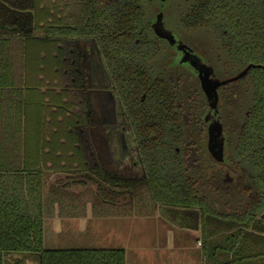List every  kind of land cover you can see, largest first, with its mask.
Listing matches in <instances>:
<instances>
[{
  "label": "trees",
  "instance_id": "16d2710c",
  "mask_svg": "<svg viewBox=\"0 0 264 264\" xmlns=\"http://www.w3.org/2000/svg\"><path fill=\"white\" fill-rule=\"evenodd\" d=\"M158 2L0 0V73L31 72L30 44L42 42L37 50L45 53L34 72L67 77L69 59L79 67L78 44L94 47L93 69L108 70L138 137L145 178L132 205L139 212H198L205 264H264V68L247 75L253 96L234 141L229 135L232 122L227 124L219 115L228 143L225 162L217 171L206 140L191 138L204 125L206 97L199 85L194 91L187 89L174 52L152 29L157 14L166 25L169 15L179 12L186 31L212 36L226 57L225 65L240 72L250 65L264 67V0H165L166 7L151 9ZM55 83V89L63 90L68 82ZM221 90L220 101L225 96ZM23 115L15 113L8 127H0V264H12L8 258L15 253L40 254L42 264H127L124 249L45 248L47 210L62 198L54 191L57 185H50L51 175L86 172L102 178L104 173L95 165L99 159L88 151L95 144L85 123L82 130L71 124L72 130L61 129L75 144L66 141L58 148L77 152L78 160H23V153L43 156L59 150L27 146ZM81 120L79 113L77 122ZM60 163L65 166L55 165ZM224 167L241 183L225 181L229 174L223 173Z\"/></svg>",
  "mask_w": 264,
  "mask_h": 264
},
{
  "label": "rangeland",
  "instance_id": "374dc122",
  "mask_svg": "<svg viewBox=\"0 0 264 264\" xmlns=\"http://www.w3.org/2000/svg\"><path fill=\"white\" fill-rule=\"evenodd\" d=\"M174 4V6L178 5L177 3ZM161 5L166 7L165 0H160L159 4L154 3L151 9ZM166 25L184 44L191 46L203 55L207 54L205 57L215 65L218 81L224 82L233 79L241 73L238 68L228 64L225 65V56L222 55L221 50H218L211 35L186 31L180 24L179 12L169 15L166 19ZM32 45L36 46L35 43H32ZM30 47H32L31 44ZM28 61L31 72L36 70L39 64V54L37 58V55L33 53L28 57ZM182 71L187 73L185 68H182ZM88 77L94 95H101L98 105H105L104 108L106 107L108 111H114L118 105L117 100L115 99L116 102L113 100L108 101L107 92L102 91L111 84L108 70L104 66L103 70L100 69V66H96L93 70H89ZM248 83V78L245 77L227 84L224 89L221 88V93L225 96L219 103V111L227 124H229L228 121L232 122L229 133L231 136L230 141H234L237 136L246 110L250 106L253 90ZM55 86V81L45 80L43 82L45 92L47 90L52 92L51 89H55ZM197 88V81L189 75L187 89L194 91ZM115 124L117 125V123L104 122L106 129L103 128L102 131H106L107 135L102 134L106 138L104 139L101 136V144L106 146L107 141L111 139L122 150L123 144L120 143L123 136L116 132L118 126ZM66 130H68V127ZM113 156L108 153L102 157L107 164H114L115 161L118 162V159ZM48 168H50L49 165ZM122 172L123 175L126 174L124 173L125 170ZM142 176L143 173L140 177ZM82 180L81 177H76L67 181L69 186L66 187L65 191L70 199L72 198L74 206L70 202H65L61 203L60 209H57L54 204H51L48 208L44 230L46 249H124L127 257L129 255L134 257L137 250H149L157 245H163L164 248L170 247L167 246L169 244L173 248L182 246L187 248V246L193 247L195 245L197 250H201V244L198 240L201 237V232H198L194 223L188 221V217L182 216V221L176 218L167 221L163 214L164 211L161 210L162 208L139 212L135 208L136 205H132L133 202L128 196H115L114 193H119V190L108 186L103 187L98 181L88 180V178H85L84 181L87 184L84 185L81 183ZM180 234L186 235L182 236ZM196 253L199 252L196 251ZM17 258H20L19 264H28L26 258L21 257L20 254L11 255V260L15 261Z\"/></svg>",
  "mask_w": 264,
  "mask_h": 264
},
{
  "label": "crops",
  "instance_id": "0c3cea01",
  "mask_svg": "<svg viewBox=\"0 0 264 264\" xmlns=\"http://www.w3.org/2000/svg\"><path fill=\"white\" fill-rule=\"evenodd\" d=\"M5 11H9L8 6H6ZM17 12L19 13L21 10H17ZM20 14L26 15V12L23 13L22 11ZM20 26L24 28V24ZM29 31L32 33L33 27L30 28ZM32 43H35L36 46H33ZM32 43V50L29 52L28 57L35 53L38 58L39 54V62H41V57L45 52L42 51V53H40L41 51L37 49L38 46H42V42ZM56 45L59 46L58 43ZM83 53L85 55L84 50ZM92 59L93 58H91V60ZM91 60H89V68L93 70V63ZM70 79L71 76L63 77V75L60 76L56 73L50 77L48 74L39 71L0 73V127H8V123L12 121V117L15 113L18 114L19 112H23L24 140H27V146L28 143L30 145L34 144L35 147L42 145V151H44V148L47 146L48 149L53 147L59 149L57 151L51 149L50 152L43 153V156H40L38 152L37 154H29L28 152L27 155L23 153V160L26 158L30 160L34 157H37V160L47 159L55 162H72L78 160L77 152H68V150L63 151V148L58 147L61 146V144L65 145L66 141H71V143L75 144V140L64 136L66 133L63 135V132H61V129H67V127L68 130H72L68 124L74 125L75 129L82 130V128H78L77 122L82 94L58 89H51L52 92L48 90L45 92L43 87V82L45 80L69 82ZM58 86L59 84H56V87ZM89 86V96L92 99L94 92L93 88ZM54 103L57 104V107L53 106ZM72 107L75 110H73ZM5 138L8 139V142L11 141L8 132L5 133ZM95 141V146L100 151V155H102L103 144H101L99 137H97ZM83 143L85 145V140ZM49 145L52 147L49 148ZM4 159L10 160V157L5 155ZM65 164L67 165V163ZM55 165L60 168L65 166L62 163ZM84 176V172L78 174L59 172L51 175L50 185H57L54 191L62 196L60 200H55L57 209H60L61 203L70 202L73 205L72 198L70 199L68 193L65 191L66 187L69 186L67 181H69L70 178L81 177L83 179L81 183L86 185L87 182L84 181ZM180 235L185 236L186 234ZM167 246L170 247L164 248L163 245H157L155 248H150L149 250H137L134 257H131L129 254L127 257L126 254V262L127 264H205L202 253L200 250L196 249L195 245H193V247L187 246V248L185 246L173 248L171 244ZM196 251L199 253H196ZM12 264H19V262Z\"/></svg>",
  "mask_w": 264,
  "mask_h": 264
},
{
  "label": "flooded vegetation",
  "instance_id": "af4514ba",
  "mask_svg": "<svg viewBox=\"0 0 264 264\" xmlns=\"http://www.w3.org/2000/svg\"><path fill=\"white\" fill-rule=\"evenodd\" d=\"M159 15L162 16L161 14H157V16H159ZM165 27H166V25H165ZM166 29H168L170 31V28L166 27ZM172 33H174V32L172 31ZM164 41L168 44L169 48L172 49V51L174 52L175 62H176V57H177L176 50L171 46V44L168 41H166V40H164ZM59 44L61 45L62 43L59 42ZM82 46H83V48L81 46H79V44H78V47H77L78 48V54H79V58H78L79 59V67H78V65H76L77 62L75 59H69V62L67 63V66H69V70L71 69V71H72V72L71 71L69 72L71 79L69 80L67 85H64L65 88H63L64 91L66 90V91H70L71 93H81L82 94V100L80 101L81 107L79 109V113H81V115H82V120L78 122V127L79 128L83 127L84 123L88 125V129H90V135H91V138H92L94 144L96 142L95 140L97 139V137H99V140H100L101 136L104 139L106 138V137H104V135H107L106 131H102L103 128L106 129V126L104 125L105 121H106V123H109V124L117 123V125L115 124L116 126H118V129L116 130V132L120 133L121 136H123V138H121L122 141L120 143V144H123L122 150L119 148V145L117 146L115 141H111V139L108 140L106 143V146L108 148L105 145H103L102 155H100V151L96 148V146L94 147L95 149L88 150V151H91L92 153H94L95 156L99 159L100 164L96 163L95 165L102 168L104 176L102 177L103 178L102 179L101 177H97V176L92 175L90 173L84 172L85 173L84 178H88V180H92V179L96 180L100 184H102L103 187L108 186V187H111L112 189H117V190H119V193H114L115 196L116 195H120V196L126 195V196H128V198L131 199V201L133 203H135L136 201H134V194H135V192L142 190L143 183L141 181H143V179L145 178V168H144V165L142 163L141 156H140V149H139L138 139H137L138 137L136 136L135 131L133 130L131 121L128 117V114H127V111L125 108V105H124L122 99L120 98L118 92L114 88L112 78H111V84L109 83L110 86L106 87V89L102 90V91L107 92L109 99L107 96L106 97H107L108 101L113 100L114 102H116V100H117L118 105L114 111H112V110L108 111V109L106 107L104 108L105 105H101V104L98 105L99 99H101L100 94L98 96H97V94L93 95L92 99L89 96L90 91H89L88 86L90 83H89V77L88 76H89V70L91 69V68H89V60L94 55V49L95 48L90 46L88 43L83 44ZM188 47L191 50H193L195 52V54L199 55V57H201L203 60H205L207 62V64L212 68L214 76H217L215 65L209 59H207L205 57V55L207 56V54L203 55V54L197 52V50L191 48V46H188ZM83 50L85 52V55L83 53ZM176 63L180 67L185 68V70L187 71V73L183 74L185 77V80L188 81L187 79L190 75V77L193 80L197 81L201 92L205 96L204 92L201 89L200 79L198 78V76L196 74H194V72L187 65L180 64V63L178 64V62H176ZM66 73H68V71H66ZM76 73H78L79 75L81 74L82 77L85 78L86 84L83 85V81L78 80V75ZM59 75L62 76L63 74L59 73ZM110 77H111V75H110ZM78 85L79 86L82 85V87L84 86V89L83 88H82V90L78 89V87H77ZM186 86H187V83H186ZM223 87H221V88H223ZM221 88H219V101L217 104V111H218L219 115H220L219 103L221 100L220 99ZM93 92H94V90H93ZM100 92H101V90H100ZM206 101H207V105H206L204 114L202 116V120H204L205 113L207 112V109H208L207 98H206ZM178 106H180V105L178 104ZM211 119H212V117H211ZM212 121H213V119H212ZM203 122H204L203 123L204 125H202L201 128L199 129V133H198V131H196V133H194V135L191 138H193L196 142L199 140L204 142V139L206 140V149H207L210 157L213 159V162H215L217 164V165L216 164L215 165L217 167V171H219V170H221V165L224 164V162H225V156H226V151H227L226 145L228 143L227 142V136L225 134L224 127H223L224 155H223V162H219L218 159L214 158L213 155L211 154V152L209 151V142H210L209 128L207 126V123L205 121H203ZM102 134H104V135H102ZM199 136H200V138H199ZM111 137H112V134H111ZM93 150H95V152ZM108 153H111L112 155H114L113 157H116L118 159V162L115 161L114 164H107L104 161L102 156L104 154H108ZM100 158L102 159V161ZM124 170H125L124 173H126L125 175H123V172H122ZM227 171H228V168L224 167L223 173L229 174L226 177L225 181L230 182V183L237 181L238 183H241L242 180L240 178H238V176L233 175L232 173H229ZM141 173H143L142 177H140ZM164 209L170 210L167 208H164ZM188 217H190V216H188Z\"/></svg>",
  "mask_w": 264,
  "mask_h": 264
},
{
  "label": "water",
  "instance_id": "95a60500",
  "mask_svg": "<svg viewBox=\"0 0 264 264\" xmlns=\"http://www.w3.org/2000/svg\"><path fill=\"white\" fill-rule=\"evenodd\" d=\"M152 29L154 34L162 39L168 41L171 46L176 50L177 57L176 62L180 64L187 65L200 79L201 89L204 92L207 100H208V109L204 116V121L207 123L209 128V151L213 155L214 158L218 159L219 162H223L224 155V135H223V126L221 123V118L217 111V104L219 101V88L226 86L229 83L238 81L247 76L249 71L254 68H264L261 66L250 65L245 70H243L237 77L220 82L214 76L212 68L207 64L205 60H203L199 55L195 54L193 50H191L187 45H185L182 41L178 39V37L166 29L162 16H157L156 19L152 22ZM213 121H212V119ZM163 214L165 215L166 220H172V218H176L179 221H182L183 217H188L189 222L194 223L196 229L198 230L200 227L199 224V214L198 212H183V211H175V210H164L161 209ZM20 254L21 257L26 258L28 264H42V256L40 254H31V253H15ZM10 263H16L20 261V258L15 259V261L11 260V256L8 258Z\"/></svg>",
  "mask_w": 264,
  "mask_h": 264
}]
</instances>
